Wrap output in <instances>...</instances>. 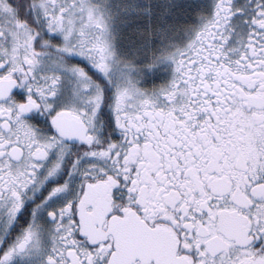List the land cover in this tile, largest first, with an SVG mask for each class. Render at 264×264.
<instances>
[{"label":"snow or ice","instance_id":"6c2138e0","mask_svg":"<svg viewBox=\"0 0 264 264\" xmlns=\"http://www.w3.org/2000/svg\"><path fill=\"white\" fill-rule=\"evenodd\" d=\"M0 264H264V0H0Z\"/></svg>","mask_w":264,"mask_h":264}]
</instances>
